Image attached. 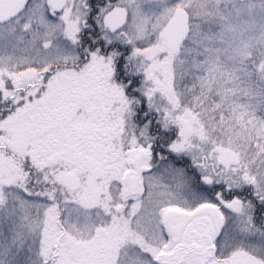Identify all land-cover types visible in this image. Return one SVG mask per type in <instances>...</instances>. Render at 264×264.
I'll list each match as a JSON object with an SVG mask.
<instances>
[{"label":"snow or ice","instance_id":"snow-or-ice-1","mask_svg":"<svg viewBox=\"0 0 264 264\" xmlns=\"http://www.w3.org/2000/svg\"><path fill=\"white\" fill-rule=\"evenodd\" d=\"M0 264H264V0H0Z\"/></svg>","mask_w":264,"mask_h":264}]
</instances>
